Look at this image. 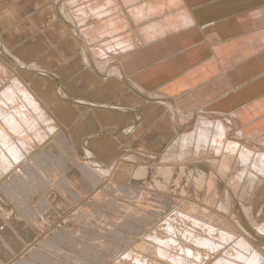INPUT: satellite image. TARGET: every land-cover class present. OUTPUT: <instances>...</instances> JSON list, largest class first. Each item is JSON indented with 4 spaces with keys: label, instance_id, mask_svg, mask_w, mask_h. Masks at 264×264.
I'll return each mask as SVG.
<instances>
[{
    "label": "rangeland",
    "instance_id": "1",
    "mask_svg": "<svg viewBox=\"0 0 264 264\" xmlns=\"http://www.w3.org/2000/svg\"><path fill=\"white\" fill-rule=\"evenodd\" d=\"M17 1L20 4V7L25 8V6L27 4V0H17ZM61 1L68 2L69 0H61ZM103 1H106V0H103ZM123 1L124 0H117L116 1L118 3L117 5L118 6L124 5L126 2L123 3ZM136 1H137L136 3L133 2V3H135L134 5H130L131 3H128L129 6H127L126 9H129L133 6H135V8H136L137 5H139L138 9L143 11L142 13H146V12L147 13H149V12L157 13L156 10L159 7L161 8V6H162L161 9L159 8L160 9L159 11H162V12H160V13L158 12L159 15L156 14L154 16H149L148 18H146V20L144 19L142 22H139L137 24V26L134 25L135 23L132 20V17H130L131 15H126V12L124 15H122V14L113 15L110 17L111 20L113 18V20H115V21L116 20L122 21L121 22L122 24L118 23V25H115L116 23H114L112 25V27L113 26L115 27V29H113L115 32H112L113 34H111V33H110L111 35L110 34H102L103 35L102 36L99 34L100 32L98 33V31L95 33L92 32V34L94 35V40L96 39L92 43V45H89L88 48L86 47V49H85L84 45L81 44L79 51H78V48H76L75 49L76 51L74 53L66 54L67 56H65V57H64L63 53L60 52V50L63 49L62 47H61V49L59 48L61 43L55 42L52 40L50 41L48 37H1V43L7 46L8 54L5 51L2 52V50L0 49V111L3 112L2 114L4 116L5 115L15 116V118L18 119V121L22 127L23 135H22V133H18L19 137H17L13 132L7 130V128L5 127L3 122L0 121V130H5L6 135L8 137V142L0 141V147H1L0 150L1 149L2 150H8V149L12 150V148H14V150H12V151H16V150L19 151V154H20V160L19 161H22L24 158H26L25 159V161H26L25 166L29 165V167H32L31 164L33 162L34 156L40 152L39 149L41 147H43L48 141H50V139L53 140V133L56 130H59L58 127L56 128V126H55V128L53 126L51 127V125L49 124V120L52 121V117L55 116V113L57 112V109L59 107L61 109L62 104H66V105H68L67 107H72L73 109H75V113H73V114H76V115L74 116V118L78 117V118H81L83 121L87 120L81 124V127L84 128L83 130L87 131L88 134L92 133L91 130H93L95 126H91L90 122H91V120L92 121L96 120V119L98 120L99 115H97L95 113V111L94 112L91 111V108L97 107V104H99L98 100L91 97V95H93V92L91 93V91H89V89H87V87H85V85H83V87L78 89V90L70 89L69 87H70V84H72V80H73L74 76H72L71 78H68V79H60L59 76L56 74V71H57V69L58 70L62 69L67 63L68 64L67 67H72L71 65L79 66L78 71L82 70V72L84 73L83 70L85 68L81 64L82 63L81 57L83 56V58H84L85 52H87L86 53L87 57H89V59H91V51L89 50V48L92 51H94V50H96V52L100 51V53H99L100 56H98V58H96V59H98V61H100L101 63L104 62L103 64L108 63V62H112L111 61L112 57L116 58V55L122 56L123 53L121 54L120 51H118V52L115 51L112 53H110L108 51L102 52L100 49V46L103 44L102 42L105 43L107 40L109 41L110 37H116L119 35H120V37H118V38L124 37V34L126 33V31L125 32L123 31V23L126 22V19H127L128 23L131 27L130 31L128 32V34H130L131 38H136L135 32L137 33V36H139V34L141 33V30L143 28H145L151 24L154 25V24L158 23L157 25H159V23L162 20H164L165 27H162L163 28L162 31L167 29L166 30L167 32H164V34H158L157 33L159 38H157L156 41H159V42L156 43L154 41L153 44L147 43V48H146L145 43L139 39L140 43H135V45H134L135 47L133 46V49L135 48V50H137V53L148 51L146 53V55L143 56V58H141V59H144L148 55L150 56L152 54V53H150L151 51H156L155 49L149 50L150 47L155 48L159 43H163V42L166 43L167 41H171L175 37L182 36L184 32H187L184 30H182L181 32H176V31L172 30L173 25L176 24L175 22H173V20H171L172 17L174 18V16H177V15L182 14V13H186V12H183L184 9H181L179 11H177L178 7H174V9H173V7H172L173 4L169 0L168 1H166V0H136ZM216 1L217 0H211L208 3H206L205 6H207V5L210 6V5L214 4ZM89 2L90 1L85 2V3H87L89 5ZM99 2H100V0L96 4L99 5ZM181 2H183L182 5L185 6L184 8H190V7H188V5L186 3L187 0H181ZM85 3H82V7H84V6L89 7ZM103 3L106 5V2H102V0H101L100 4L104 5ZM143 3L145 4L144 7H143ZM166 3L167 4L169 3V4L167 5ZM259 3L260 4H258L257 6H255L253 8L242 11L243 13H241V12H240V14L237 13L238 15L235 14L234 17H232L233 15L230 16V17H232V19L230 20V22H228L229 27L227 26L228 28H227L226 37H230V35L228 36V32L234 36L233 38H236V37H243L245 35L252 34V33H254L256 36L258 31L261 33V34L258 33V35L260 34V37H264V30H262V29H264V13L258 15V12H261V11H258V9L264 10V1H261ZM147 4L152 5L153 8H156V7H154L155 4H161V6L157 5V9H152V6L148 7ZM170 4H172V5H170ZM68 5H66V6L69 7ZM92 5H93V3H92ZM92 5H91V9L93 6H95V5H93V6ZM101 5L99 7H101ZM97 6H96V8H97ZM140 6L143 8H141ZM169 6H171L172 8H169ZM121 7L123 8V10H126L124 8L125 6L124 7L121 6ZM146 7H148V9ZM164 7H166V10ZM109 8H110V6L109 7L107 6V10H109ZM73 9H70L68 11V14L70 16H72V13L74 11ZM91 9H89L88 12ZM190 9L192 11H194L195 8H190ZM151 10H153V11H151ZM247 11H248L247 15L249 13H253V12H257V14H255V15L253 14V16H252L253 18L250 17L251 19L244 20L242 22V24H239L237 22L236 18H241V16ZM26 14L27 13H25V15H22V16L25 17ZM187 15L188 16L183 18L184 19L183 21L188 20L187 21L188 25L193 27L192 24H193V22H195L194 17H193V15H190V14H187ZM189 15H190V17H189ZM86 19L89 20L90 18H87V16H86V17H84L83 21H85ZM92 20L93 19H90V21H92ZM95 20L92 21L93 25H96L99 22H103V24H106V26H108L106 23V22H108V18L104 19L103 21H95ZM129 20H131V21H129ZM30 23L32 24V22H30ZM130 23H132V24H130ZM232 23H233V25H232ZM90 25L91 24H89V26ZM231 26H234V27L236 26L238 31L234 33L233 30L230 29ZM159 27L160 26H157L156 28L159 29ZM119 28H120V30H119ZM116 29H118L119 31L118 30L116 31ZM124 29H126V25H125ZM223 29L226 31L225 25L223 26ZM114 33H116V34H114ZM221 33H222V30H219L217 33V36L218 37L221 36ZM143 34L148 36L149 32L143 31L142 35ZM104 35H106V36H104ZM154 35H156V34H154ZM163 38H166V39L161 40ZM189 38L191 39V37H189ZM211 38H215V37H211ZM222 38H223L222 41L226 40V38H224V37H222ZM208 39H209L210 43H212V42H214V40H216V39H210V38H208ZM252 40H253L252 38L247 39V41H248L247 43L242 42L241 44L244 45V43H245L246 45L249 46V45H251L250 41H252ZM96 41H99V42L96 43ZM261 41L262 40L256 42L252 46L256 47V49H258V50L261 49V47L264 46V43L263 42L261 43ZM48 42H49V44H48ZM51 42H54V43L52 44ZM258 43H260V44H258ZM67 45H68V47H64V48L65 49H71L70 44L67 43L65 46H67ZM195 46L196 47L193 48V50H195V51H199L203 48V47L198 46V45H195ZM140 48H143V49L138 50ZM35 49H38V52H35ZM256 49H254V51H256ZM144 50H146V51H144ZM18 52H20L19 57L17 56ZM36 53H38L37 57L35 55ZM89 53H90V56H89ZM10 54L13 57H10L9 56ZM128 54H130V53H126L125 55L127 56ZM259 54H264V51H260ZM41 55H43V57H41ZM172 55L174 56L175 53ZM126 56H122V58H125ZM175 56H177V55H175ZM178 56H180V54ZM217 57H219V56H217ZM50 59L52 61L53 60L57 61L59 68L55 69L56 67H52L51 64L47 63V60L49 61ZM94 59H91V61H93V62H92V65L91 64L89 65L90 68H89V66L86 65L89 69L93 70V68L96 67L94 65L96 60H94ZM151 60L154 62L155 60H158V59L151 58ZM16 61H19V64H17ZM136 61H137V59L131 61V63L129 65L135 64ZM154 66H155V64L153 65L152 68H150V66H148V67H146V70H143L141 68V70L139 72L147 71V69L150 72H154L155 68H156V67L154 68ZM36 71L43 72V73H40V75L38 76L39 72H37L38 73L37 74ZM137 73H135V74H137ZM229 73H231V71L229 69L226 71L219 69L218 73L215 75L209 74L207 71L205 72V74H203V71H199V72H196L195 75H197V74L205 75L204 79L202 80L201 78L200 79L194 78L192 83H188L187 80L189 77H187V78L185 76L183 78L179 77L177 80H175L176 81L175 86L180 85L179 88L183 89V92L185 94L181 98V101H180L181 105H180V102H178V104L176 103L177 107L182 106L183 109H187V108H190L193 106H197V105H199L198 99H203L202 102H200V104L205 103V101H207V100H208L207 103L210 102L213 98L208 96L210 94L208 93L207 88L212 87L213 85L214 86L217 85V86H219V88H221L220 82H218V83H216V82L218 80H222V79L225 81V83L229 82L230 80L227 78V75ZM77 75H79V74H77ZM77 75H75V76H77ZM138 75H140V74L138 73ZM112 76L109 77L108 79L109 80L113 79ZM77 77H79V78H76V79L80 80V76H77ZM102 77L103 78L98 79V81L105 79V76H102ZM157 80H158V78H155V81H157ZM40 81L46 83L47 88H46L45 93L48 94L46 109L48 112L43 110V108L40 106V104H38V101H36V99L34 98V96L32 95V92H31V89H32V91L33 90L35 91V88H38L37 85ZM13 83H15V85H17V86L22 87L24 92L26 91L25 93H27V94H25L26 96H21L22 94H20V93H19L20 94L19 95L18 92H16V89L14 87H10L11 85H14ZM158 83H161V82H158ZM155 84H157V83H155ZM153 85L154 84H152V87H154ZM175 86H174V84H172L170 86H163L162 90L157 89V90L153 91L157 95V97L159 96V94H161V95L163 94L164 95L163 97L169 99V101L172 102L171 108H170V106H169L170 103L168 104L167 102L163 101V99H158L159 102L161 101L160 103L162 105L167 106L169 109H174L175 110L174 113L176 112V110L179 109V107L177 108L174 105L175 102H174L173 97L178 96L177 92H180L181 95L183 94L181 91H177V90H174L173 92L169 93L170 88L175 87ZM229 87H230L229 89H233L230 86V84H229ZM8 90H11V92L14 94H11V96L8 94H5V92L6 91L8 92ZM13 90H14V92H13ZM152 90L153 89H151V91ZM34 91H33V93L36 94L37 92L35 91L36 92L35 93ZM174 92H176V94H173ZM60 93H62V95H60ZM214 93H215V91H214ZM27 96H29L30 98L34 99L37 102L36 103L35 101H33L36 104V106H34L35 109L29 104L28 100L24 99V97L28 99ZM221 96H223V93L219 94V97H221ZM14 97H15V99H14ZM145 97H147V96H145ZM186 97H188L190 100L187 103H184V100ZM208 97L211 99L209 100ZM7 98H9V99H7ZM147 98H149V97H147ZM151 99L157 100L156 98H150V100ZM178 100H180V96H179ZM84 102H87V103H84ZM105 102H106V104H114V103H110L107 101H105ZM207 103H205L201 107H204ZM103 104H105V103H103ZM11 105H12V107H11ZM99 105L102 106V103ZM82 107H86L87 109H84ZM2 108H3V111H2ZM38 109H40V110H38ZM96 109H102V108L99 107ZM30 111H33V112H30ZM6 112L7 113L9 112V113L7 114ZM185 112H187V111H184V113ZM188 112H190V111H188ZM91 113H94L95 115L91 116ZM182 114H183V112H182ZM182 114L179 112V115H182ZM0 115H1V113H0ZM196 115H197V113H195V116L192 119L190 118L188 121H184L183 124L179 123L178 118L176 119V122H174L175 124L174 123L173 124H174V127H176V126L178 127V133H177L178 136L186 134V132L188 133L189 131H192L196 126L195 125L196 121H198V120L205 121L207 119H211V118H209V116H211V115H209L208 111L207 112L202 111L201 114L197 115L198 117H196ZM41 116H42V118H41ZM183 116H185V115H183ZM220 117H224V116L220 115ZM203 118H205V119H203ZM208 121H210V120H208ZM73 122H74V120H73ZM112 122H111V124H107V122H105L107 124V126L105 125V126L96 128V131H94V132H96L95 134H100V133L105 134L108 132L107 130H109V132L112 130L122 132L126 127L125 125L124 126L120 125L119 128H114L115 123H112ZM76 123L69 122L68 125H72L69 130L75 129L73 126H75ZM192 126H194V127H192ZM96 127H97V125H96ZM238 131H239V129H238ZM252 132L253 131L251 129L250 131H248V134H251ZM55 134H56V132H55ZM9 136H11V137H9ZM39 137H41V138L43 137V138L41 140H39ZM176 138H178V137H175V139ZM26 139H28V140L26 141ZM175 139L173 138L172 141H174ZM22 141L24 143H22ZM38 141H41V142H38ZM45 141H47V142L44 145L40 146ZM172 141L170 139L167 140V142L164 144L163 149H162L163 153L160 154V157L165 155V154H168L170 157H172V159L174 158L175 160H172V162H170L171 164L169 162L165 161L163 163L159 162L158 164L160 166L159 165L158 166H155V165L149 166L152 170V171H150V172H152V174L149 175V178L147 179L146 183H144V185L122 188L124 190L119 189L120 190L119 192H126L127 194L131 193L134 195H138V194L142 193L144 195L146 194V195H151V196L161 195L162 197L166 198V200H167V202H163V204L161 206L162 207V209H161L162 214H158V213L154 214L150 211H146V210L144 211V210H142V207L140 205L136 206L135 203H132V202H115L114 207H113V203L107 204V203L100 202V204H99L100 209L104 208V209H108V210L110 209L109 211H112L113 209H118L119 207L117 204H120V205L126 206L127 208H130L131 210L139 211L142 216H138V217L133 216V217L125 218V219H122V218L103 219L101 217V218H98L97 221H96V219H93V221L95 223L98 222V225H99L98 226L99 230L97 231V232H99L97 241L92 243V240L89 239L90 234L85 232L84 234L81 235L82 240L79 239L75 242H73V240L68 241L66 243L67 246H65V248L62 250L57 249V248H63L62 246L59 247L58 244H55L56 247L54 249L50 250V252H49V254H50V263L49 264H135V263L136 264H138V263L139 264H144V263L145 264H166L167 261L164 260V262H161L157 258V256L155 255V250H157V249L162 250L163 247H166L164 249L168 250L169 252L173 251L172 254L174 253V254L178 255V257H180V259L183 260L182 257L185 256L187 253V250H184V249L185 248L186 249H188V248L192 249L193 248L191 246H187L185 243L186 240L189 238L191 239L192 236L198 237V239L203 238L200 241L212 239L211 241L220 243L217 250H218V252H221L226 246L229 245L228 243H226V244L221 243L219 241V235H217V233H215L216 235L214 234L211 236V234H210V236H209V233L202 231V229L194 228L192 226V224L190 222H187V220L185 218H190L189 220L195 221L198 224L201 223L200 224L201 226L206 225V226H211L213 228L218 227L221 229H224L223 226H228L230 228L228 230L233 231L230 234V235H232V239L229 242V243H232L233 240L236 238V236L239 237V235L241 236V234H242L237 229V227L233 223H231V220H233L235 222V224L236 223L239 224L238 212L235 210L236 211L235 212L236 214H235L233 211L234 210L233 205H236L238 203H240V205L242 204L241 206L238 204L240 209H241L240 213L244 216L246 223L248 224V227H250L255 232V234L262 236V234H260L258 232L257 227L261 228L262 225L264 226V182H261L260 186L259 187L257 186V189L256 188L253 189L252 191L254 193L252 192L249 196L247 191L249 190L248 187H250L251 185L248 183V181L244 180L242 183H239V182H237V180H234L235 176H236L234 174H236V172H240L241 171L240 169H242V168H236L235 169V167L232 166L231 168H229L231 170H229L227 172L229 174L227 175V177L224 180V178L222 179L219 176L217 168L214 167L217 165L216 162L219 160L213 159V161L217 160L215 162L216 165H214V164L209 165V163L212 161V158L208 157L209 153L205 152L206 150L205 151L200 150L199 153L197 154L194 152L193 148H189L190 150L188 149L187 151L186 150L184 151V153L186 152L184 154L185 159L182 162L178 161V160L176 161V156L178 157V155L180 154L179 153L180 149H176V147H173V148H175V150H174L172 148V143H173ZM262 142H264V140L261 141L260 144H262ZM249 143L254 144V142H249ZM22 144L23 145L26 144V145H24V148H23ZM7 147H9V148H7ZM37 147H39V148H37ZM245 149H247L246 146H245ZM248 149L250 150V148H248ZM30 150H31V153L29 154V156H27L26 153L29 152ZM170 151H172L174 153L172 154V152L170 153ZM177 151H178V154H177ZM9 152L10 151H8V153ZM206 153H207V155H206ZM5 156L10 158L9 154H7V153H5ZM79 159L82 160L83 163H90V161L85 157L84 153H83V155H81V157ZM233 163L231 165H233ZM90 165L92 166L91 169L95 173H96V170L98 168H100V167H98V165H94L93 163H91ZM211 165H213V166H211ZM164 166L166 168H167V166H168V168L169 167L172 168L171 169L172 170L171 175H170L172 177H170V179L166 182V184L164 185V187L162 189H160L161 187H157V188L152 187L151 186L152 182H150V181H152L153 179L151 177H156V173H155L156 169L162 168ZM199 168H200V170H199ZM179 169H180V171L182 169L185 172V174H186L185 177L179 175L180 174ZM234 170H236V171H234ZM110 171H112V170H110ZM175 171H176V173H175ZM247 171L250 172L249 170H247ZM202 172L204 173L206 180L209 178L213 182V190L212 191L216 190V205H218V203H221V202L224 203V201H225L224 197L225 198L228 197V199H227L228 204H229V206L227 208L228 216H223L221 214L219 215V217L216 216V215H218L217 212L213 211V209H215V207H216L215 202L210 204V207L208 209V211L212 212L210 214L211 219L210 218H204V216L201 215L204 213L203 209H207L206 205H205V208L203 206V203H204L203 199L207 196V191L210 188L208 189V184L205 182L202 190L198 193V196L196 197L195 196L196 190H195L194 185H193L194 184L193 179L197 178L198 175L201 174ZM188 174H190V175H188ZM96 175H97V173H96ZM10 176H11V174L8 175L7 177H4L1 180L2 182L0 181V184L2 186L5 183L11 185V181H9ZM187 176H190V177L188 178ZM98 177H100V176L98 175ZM158 178H160V177H158ZM158 178H157V180L159 181ZM176 180L179 182V185H178L179 188H176V185H175ZM23 181L25 182V180H23ZM160 181L162 182L161 178H160ZM237 185H238V187H235ZM113 186L114 185H109V186L100 185L99 190H98V193H101L100 198L103 197L105 200L108 199V197H107L109 195L108 193H111V191L108 192V188L111 189ZM116 188H118V187H116ZM233 188H235V189H233ZM89 190H90V187L88 186V191ZM226 190H227V196H226ZM24 193H26V192H24ZM115 193H118L117 189L115 190ZM181 193H183V194L181 195ZM231 193H232V195H231ZM234 194H235V196H234ZM233 196H234V198H233ZM237 197H238V199H237ZM167 198L168 199H174V201H176V204H173L174 201L169 202V200ZM109 199H111V197H109ZM89 202H91V200L85 199L83 201V207H85V205ZM182 202L183 203L187 202L188 204H190V210L188 209V207H186V209H184V210L181 209V207L183 205ZM172 204H173V206H172ZM177 206L180 207L181 211L180 210L176 211ZM246 207H248V208H246ZM191 208H193L194 211L191 210ZM71 209L74 210L75 208H71ZM112 212L117 213L116 211H112ZM171 212H173L174 215H176V216L179 215L183 220L178 217L179 219L176 218L175 220L173 219V221L170 222V220H172L171 218L175 217L173 215V213H171ZM67 214H68L66 217L67 219H65V221H66V223L70 224L71 221H73V219H71L69 217V216H71V213H67ZM202 216L204 218L203 221H201ZM250 216H252V217H250ZM163 217H164V219H163ZM219 218H221V219H219ZM86 219L87 218H84L83 221H85ZM218 219L220 221L219 223L214 222V220H218ZM119 220H124V222H126V225H123V224L119 225V226L116 225V223L119 222ZM185 220H186V222H185ZM72 224H74V223H72ZM220 224L223 226H221ZM88 225L89 224H87L86 226H85V224H84V226L81 225V227L83 229L82 231H88L89 230V228L87 227ZM70 227L75 228L77 231L79 230L78 226L77 227L76 226H70ZM68 229H69V227H68ZM255 229H256V231H255ZM203 230H205V229H203ZM245 232H247V231L245 230ZM183 233H185V235ZM105 235L109 236V239H108L109 243L108 244L112 246V248H110V249H102L100 247L101 244L100 245L98 244V243H101L102 241H104L103 236H105ZM157 236H158V239H161L162 242H165V243H163V246H162V243H160V241H156V242L152 241V237L154 238ZM74 237H75L74 233H72V232L67 233V240L73 239ZM96 237H95V235H93V238L96 239ZM145 238H147V239H145ZM250 238L247 239V241L249 242L250 245H252L251 247L253 248V250H257L258 252H260V255L264 256V244L254 240L252 237H250ZM164 239H166V240H164ZM172 242L175 243V245L177 246V248L180 251L176 247H175L176 249L170 247V245L173 244ZM90 243H92V244H90ZM74 244H77V245H74ZM138 244L140 246H138ZM95 248H97V249H95ZM200 251H202V250L199 249V252ZM126 254L130 255L131 258L130 259L125 258L127 261L126 260L122 261ZM135 258H137V259L135 260ZM141 258L143 259V261ZM36 260L38 262L44 261V259H42V258H36ZM140 261H142V263H140ZM146 261H147V263H146ZM168 263L171 264L170 262H168ZM189 263H190V261L186 260V262L184 264H189Z\"/></svg>",
    "mask_w": 264,
    "mask_h": 264
},
{
    "label": "crops",
    "instance_id": "2",
    "mask_svg": "<svg viewBox=\"0 0 264 264\" xmlns=\"http://www.w3.org/2000/svg\"><path fill=\"white\" fill-rule=\"evenodd\" d=\"M62 2L61 0H27L24 8L20 7L17 0H0V49L2 52L5 51L8 54L7 46L1 43V37H48L50 41L61 43L59 48H63L60 52L63 53L64 57L67 56L66 54L74 53L76 48L79 51L81 45L77 38L79 36L72 32V27L75 25L67 21L64 11H62L63 5L66 6L67 2ZM58 5L61 6V10ZM25 13H27L26 16H22ZM258 33L260 32L258 31ZM258 33L256 36L252 33L235 39L244 41L252 38L250 45L252 47L256 42L264 39V37H260L261 33L259 35ZM208 38L217 40L220 37ZM67 43L70 44L71 49L64 48L68 47V45L65 46ZM227 45L226 47H228ZM239 48L242 49L238 52L243 50L245 46L240 44ZM35 52H38V49H35ZM223 54H232L230 48L223 51ZM35 55L37 57L38 53ZM9 56L13 57L11 54ZM17 56H20V52ZM16 63L19 64V61ZM47 63L56 67L55 69L59 68L57 61L50 59L47 60ZM81 64L85 68L84 73L82 70L78 71L79 66L67 67L68 64L66 63L62 69H57L56 74L60 79H68L74 76L70 89L78 90L85 85L91 93L93 92L91 97L105 106L102 107L97 104V107L91 108V111H95L99 118L98 120H91V126L95 127L91 130L92 133L88 134L81 127V124L87 120L74 118L75 109L62 104L61 109L59 107L57 112H54L55 116L52 117L56 128L58 127L59 130H56L53 140L50 139L47 143L45 142L46 144L40 145L45 144L39 149L40 152L34 156L32 167L24 166L26 164L24 161L20 165V173H7L8 175L11 174L9 177L11 185L5 183L2 186L0 184V264H49V252L56 247L55 244H58L59 247L62 246L63 248H57L62 250L67 246L68 241L82 240L81 235L85 232L90 234L89 239L92 240V243L97 241L99 225L93 219L97 221L101 217L103 219H125L142 216L139 211L131 210L120 204H117L118 209L112 210L117 213L109 211L110 209H100V202L113 203V207L115 202H132L136 206L140 205L142 210L146 207L150 208L148 211L154 214H162L161 206L163 202H167L165 198H154L150 195L148 200H145L141 193L134 195L119 191L126 187L144 185L149 175L152 174L149 166H158L159 162L163 163V159L170 157L168 154L160 157V154L163 153L162 149L167 140H172L173 135L178 133L177 126L174 127L173 118L175 119V116H172L167 106L160 103L161 101L150 100L151 97H145L146 93L131 81L126 79L129 83L126 85L121 80L116 81L114 77L112 83L100 84L94 68L92 70L89 69L90 66L88 68L83 63ZM123 64L126 68V58ZM241 65L243 66L244 63ZM254 67L250 69L251 71L246 70L248 65L242 67L239 78L241 80L246 79L244 77L250 72L260 71L262 74L263 68L259 64H254ZM40 73L43 72L37 73L38 76ZM75 75L80 76V80L76 79L79 77ZM257 78H254V81ZM174 80L168 83L175 86L176 81ZM254 81L252 82L254 83ZM151 83L153 84L152 81L148 80L142 82V84L147 85H151ZM168 83L164 86L169 85ZM226 84L225 82L222 83V89L226 88ZM160 85L161 83L154 84L152 91L161 88ZM37 87L35 88L37 93L33 90L36 94L31 89L32 95L43 110L48 112L46 109L48 100V94L45 93L46 83L40 81ZM179 87L180 85L171 87L169 93L178 90ZM263 96L262 94L260 98L262 99ZM105 101L114 104H106ZM99 107L102 109H96ZM82 108L87 109L86 107ZM92 115L95 114L91 113ZM69 122H77L73 126L75 129L69 130L72 126L68 125ZM105 122L107 124L115 123L114 128H119L120 125L126 127L122 132L116 130L109 132L107 130L108 132L105 134H95L96 128L107 126ZM256 132L259 131L256 130ZM83 153L90 163H83L79 159ZM91 163L108 171L113 169L111 178L106 180L97 172L96 175L91 169ZM138 170L149 171V174L146 173L145 177L134 175L135 171ZM7 174L3 175L0 181L7 177ZM151 178L157 180L156 177ZM100 185H114L111 189L108 188V192L111 191V193H108L106 200L103 197L100 198L101 193H98ZM88 186L90 187L89 191ZM116 189L118 193H115ZM85 199L91 200V202L83 207ZM168 200L169 202L174 201ZM173 204H176V201ZM67 213H71L69 217L73 219L70 224L65 221ZM84 218L87 219L83 221ZM84 224L85 226L89 224L87 226L88 231H82L81 225L84 226ZM122 224L126 225V222L119 220L116 223L118 226ZM70 226H78L79 230L77 231ZM69 232L74 233L75 237L67 240V233ZM93 235L97 236L96 239L93 238ZM108 239L109 236L105 235L103 236L104 241L98 243L101 244L102 249L112 248L108 244ZM36 258H42L44 261L38 262Z\"/></svg>",
    "mask_w": 264,
    "mask_h": 264
},
{
    "label": "bare ground",
    "instance_id": "3",
    "mask_svg": "<svg viewBox=\"0 0 264 264\" xmlns=\"http://www.w3.org/2000/svg\"><path fill=\"white\" fill-rule=\"evenodd\" d=\"M88 1H90L89 5L87 3H85ZM98 1L97 0H87V1L86 0H80V1L79 0H73V1L70 0L67 2L69 4V5L67 4L69 7L62 4L63 5L62 11H64L63 13H64L67 21L72 22L76 27V28L72 27V32L76 33L79 36L77 38L79 39L81 44L84 45L85 49H86V47L88 48L89 45H92V43L96 40V39L94 40V35L92 34V32L95 33L98 31V33L100 32L99 33L100 35L110 34V33L113 34L112 32H115L113 30V29H115V27L114 26L112 27V25L114 23H116L115 25H118V23L122 24L121 23L122 21H120V20L115 21L112 18V20H113L112 21L110 19V17L113 15H118V14L124 15L126 12V15H131L130 17H132V20L135 23L134 25L137 26V24L139 22H142L144 19L146 20V18H148L149 16H154L156 14L159 15V13L162 12V11H159L162 8L161 4H155L154 7H156V8H153L152 5L147 4L148 7L152 6V9H157V5H160L161 8L159 7L160 9L158 8L156 10L157 13H151V12L142 13L143 11L138 9L139 5H137L136 8H135V6H133L129 9H126V7L129 6L128 3H131L130 5H134L137 2L136 0H124L123 3H125V2L126 3L124 5H121V6H123V7L125 6L124 8L126 10H123V8L121 6L117 5L118 4L116 2L117 0H106V1L102 0V2H106V5L104 3H103L104 5H101L100 4L101 0L99 2V5L96 4V3H98ZM166 1H168V0H166ZM169 1L172 2L173 5L172 4H170V5H172L173 9H174V7H178L177 11L184 9L183 12H186V13H182V14H179L177 16H174V18L172 17L171 20H173V22L176 23L173 25L172 30L176 31V32H181L182 30H184L187 32H184L182 36L175 37L174 39H172L171 41H167L166 43H164V42L159 43L155 48L150 47L149 50L155 49L156 51H151L150 53H152V54L150 56L148 55L144 59H141V58H143V56L146 55V53L148 51L144 50L146 52H141V53L138 52L137 53V50H135V48L133 49V46L135 45V43H140V40H142V42L145 43L146 48H147V43L153 44L154 41L156 43L159 42V41H156V39L159 38L157 33L158 34H164V32H167L166 31L167 29L162 31L163 30L162 27H165L164 20H162L159 23V25H157L158 23L154 24V25L151 24V25L143 28L141 30V33L139 34V36H137V33L135 32L136 38H131L130 34H128L131 27H130L127 19L123 16L126 19V22L124 21L125 23H123V31L124 32L126 31L125 34L126 35L128 34V35L126 36L124 34V37H121V38H118V37H120V35L116 36V37H110V40L109 41L107 40L108 42L107 41L105 43L102 42L103 44L100 46V49L102 52L108 51L110 53L115 52V51L116 52L120 51L121 54L123 53L122 56H126L125 55L126 53H130L125 57L126 58V68L123 64V61L125 58H122V56L116 55V58L112 57V59H111L112 62H108V63L103 64L104 62L101 63L100 61H98V59H96V58H98V56H100V54H99L100 51H97V52H96V50L92 51L89 48V50L91 51V59L95 58L94 60H96L94 63V65L96 66V67L94 66L95 67L94 72H95L96 76L99 77V79L103 78L102 76H105V79H102L101 81H99L100 84H106L107 82L112 83L113 80L116 79V81L121 80L126 85H129V83L126 81V79L129 81L132 80L131 82L133 84H135L139 89L144 91V93H146V96L151 97V98H156L157 101H158V99L162 98L163 101L167 102L168 104L170 103L169 106L171 108L172 102H170L169 99L163 97L164 96L163 94L162 95L159 94V96L157 97V96H155L156 94L153 91H151V89L154 88V87H152V83H151V85H147V84H142V82L146 81V80L152 81L153 84H155L156 82L157 83L161 82V85L162 84L163 85L162 86L160 85L161 88H158V89L162 90L163 86L166 83L172 82V80H174V79L177 80L179 77H181V78H183L184 76L186 78L189 77L187 81H188V83H192L194 78L195 79L201 78L203 80L205 77V75H199V74L195 75L196 72L203 71V74H205V72L207 71L209 74L215 75L218 73L219 69H222L224 71L229 69L231 71V73H229L227 75V78L230 81L227 82V84L225 83L227 85L225 88L226 93L223 95L225 100H223L224 98H222V96L218 97L214 100H211L208 103H207V101H208L207 100V101H205V103H207V104L204 107H201L205 103L200 104V102H202L203 99H198L199 105L193 106V107H190L187 109H183L182 106H180V107L178 106L179 109L176 110L175 113H174V111H175L174 109H169L167 107V109L172 113V116L173 115L176 116L175 119L173 118L174 122H176V119L178 118L180 124L181 123L183 124L184 121H188L190 118L192 119L195 116V113H197V115H199V114H201L202 111L207 112L209 110L208 113H209V115H211V116H209V118H211V119H207L205 121H203V120L196 121L195 122L196 126L192 131H189L188 133L186 132V134H183L181 136L174 134L172 139L173 138L175 139V137H178V138H176L174 141L171 140L173 142L172 148L176 147V149H180L181 152L178 150L180 154L178 155V157L176 156V161L178 160L181 162L185 159L184 154L186 152L184 153V151L185 150L187 151L189 148H193L194 152L197 154L199 153L200 150H203V151L206 150L205 152L209 153L208 157L212 158V161L211 162L209 161L210 162L209 165L210 164L216 165L215 162L217 160H219L216 162L217 165L214 167L217 168L219 176L222 179L224 178V180L227 177V175L229 174L227 172L229 170H231L229 168H231L232 166L235 167V169L236 168H242V169H240L241 170L240 172H236V174H234V175H236L234 180H237V182H239V183H242L244 180L248 181V183L251 186L248 187L249 190L247 191V193L250 196V194L253 192L252 190L255 188L257 189V186L259 187L261 182H264V142H262V144H260L261 141L264 140V96L262 99L260 98V96L262 94H264V91L257 88V87H263V89H264V54H259L260 51H264V46H262L261 49L258 50V49H256V47H254V46L251 47L250 45L248 46L244 43L243 46H245V48L238 52V50L242 49V48H239L240 44L242 42L247 43L248 41L247 40L241 41L239 39L237 40V39L233 38L234 36L231 35L229 32H228V36L230 35V38H228V39L226 38L225 41L215 40L214 42L211 41L212 43H210L208 37H218L217 33L219 30H222L221 36H219V37H224V38L226 37L227 28L229 27L228 23L224 22L226 20L223 19L222 23H221V21L220 22L217 21V22H213V23L204 24L202 26H198V25H196L195 22H193V24H192L193 27H192V26L188 25V23H187L188 20L183 21L184 20L183 18L188 16L187 14L193 15L192 14L193 11L190 8H184L185 6L182 5L183 2H181V0H169ZM133 2H135V3H133ZM82 3L87 4L90 8L86 7V6L82 7ZM92 3L95 6H93ZM91 5L93 6L92 9H91ZM100 5H101V7H99ZM144 5L145 4L143 3V7H144ZM58 6L60 7V10H61V6L60 5H58ZM72 6H74L73 7L74 9L72 8ZM96 6H97V8H96ZM107 6L108 7L110 6L109 10H107ZM143 7H141V8H143ZM148 7H146V8L148 9ZM166 7H164L165 10H166ZM172 7L169 6V8H172ZM70 9L74 10V11L72 10L73 11L72 16H70L68 14V11ZM89 9H91V10L88 12ZM151 11H153V10H151ZM248 11L245 12L241 16V18H236L237 22L239 24H242V22L244 20L251 19L250 17H252L253 14L254 15L257 14V12H253V13H249L247 15ZM258 11H261V12H258V15L264 13V10H262V9H258ZM241 13H243V12L241 11ZM239 14H240V12H239ZM190 15H189V17H190ZM86 16H87V18H90L93 20L96 19L95 21H103L104 19L108 18V22H106L108 26H106V24H103V22H99L96 25H93L92 24L93 20L90 21V19L89 20L86 19L85 21H83L84 17H86ZM232 17H234V15ZM129 21H131V20H129ZM76 24H77V26H76ZM89 24H91V25L89 26ZM130 24H132V23H130ZM125 25H126V29H124ZM224 25L226 28V33H223V31L225 32V30L223 29ZM232 25H233V23H232ZM157 26H160L159 29L156 28ZM230 29H232L234 33L238 31L236 26L235 27L231 26ZM117 30L118 29H116V31ZM119 30H120V28H119ZM143 31H146V32L151 31V32H149L148 36H146L145 34L142 35ZM197 33L200 35V37H195ZM114 34H116V33H114ZM154 34H156V35H154ZM104 36H106V35H104ZM189 37H191V39ZM164 39H166V38H163L161 40H164ZM198 40H200V41H198ZM194 41H198V42L195 43L192 47L190 46L191 48L186 47L185 49L178 51L177 53H175V55H177V56L168 55L165 57H161L160 59L155 60L154 62L151 60V57L155 56L156 55L155 53H160L162 51V49H164L163 46L169 42L172 44H179V46L182 47V45H185L186 43H189V42L193 43ZM97 42H99V41H96V43ZM250 42H252V41H250ZM261 42L264 43V39H262ZM227 43H229V44L227 45ZM195 45L201 46L203 48L199 51H195V50H193V48L196 47ZM226 45L228 47H226ZM227 48H230L232 54H230V55L223 54V51H225ZM141 49H143V48H140L138 50H141ZM189 49H191V50H189ZM254 49H256V51H254ZM86 53L87 52H85L84 58H83V56L81 57L82 63L85 66L86 65L89 66L90 64L92 65L93 61H91V59H89V57H87ZM179 54H180V56H178ZM216 55L219 57H217ZM89 56H90V53H89ZM253 56H255V57H253ZM257 56H258V58H257ZM193 58L196 59L195 60L196 63L191 64V60H193ZM135 59H137L136 63L129 65L131 63V61H133ZM242 63H244L243 66L241 65ZM154 64H155L154 68L156 67L154 72H150V71H148V69H147V71L139 72L141 70V68L143 70H146V67L150 66V68H152ZM254 64H259L263 68L262 74L255 81L253 78V79L249 80L248 82L239 85L240 84L239 82L241 81V79L239 78V76H241L240 75L241 74L240 69L242 67H245L246 65H248V69H246V70L251 71L250 69L252 67H254ZM169 66H172V67H169ZM176 70H177V72H175ZM136 71L140 75H138V73ZM96 72H98V73H96ZM135 73H137V74H135ZM111 76H112V78H114V77L115 78L109 80L108 78ZM155 78H158V80L155 81ZM238 79H239V81H238ZM252 81H254V84H251ZM218 82H220V86H222V83H224L225 81L222 79V80H218L216 83H218ZM13 84L14 85H11L10 87H14L16 89V92H18V94L19 93L22 94L21 96H26L25 94H27V93H25L26 91L24 92L22 87L15 85V83H13ZM229 84L233 89H229L230 88ZM258 84H260V85L258 86ZM170 85H172V83H170L167 86H170ZM213 86L207 88L208 93H210L213 89L218 91L219 86H217V85H215L214 87ZM252 86L257 88L255 90V92H253L250 96L253 98H250V97H249V99L233 98V97H236L237 95L241 94L243 91H244V93L246 91H250L252 89ZM221 89H222V87H221ZM221 89H220V91H221ZM214 90H213V92H214ZM177 91H181L183 94L181 95L180 92H177L178 96L173 97L174 102H175L174 105L176 107H177L178 102L181 101V98L185 94L183 92V89L179 88ZM13 92H14V90H13ZM5 94H8L11 96V94H14V93H12L11 90H8V92L6 91ZM173 94H176V92H174ZM179 96H180V100H178ZM27 97H28V99L25 97H24V99L28 100L29 104L35 109L34 106H36V104H35L36 101L34 99L30 98L29 96H27ZM9 98H7V99H9ZM231 98H233V99H231ZM14 99H15V97H14ZM210 99L211 98H209V100ZM151 100H153V99H151ZM189 100L190 99L188 97H186L184 100V103H187ZM231 100H233V102H231ZM33 101H35V102H33ZM223 103H224V105H223ZM220 104L223 105V108H221V110L216 109ZM180 105H181V102H180ZM104 106H102V107H104ZM11 107H12V105H11ZM38 110H40V109H38ZM2 111H3V108H2ZM184 111H187V112L184 113ZM188 111H190V112H188ZM30 112H33V111H30ZM179 112L181 114L183 112V114L179 115ZM0 113H1L0 121L3 122V124L5 125L7 130L13 132L17 137H19L18 133H22V127H21V124L19 123L18 119H16L15 116H8V115L4 116L2 114L3 112H1V111H0ZM183 115H185V116H183ZM197 115H196V117H198ZM220 115H223L224 117H220ZM41 118H42V116H41ZM203 119H205V118H203ZM208 120H210V121H208ZM49 124L51 125V127L53 126L54 128L56 126L53 120L52 121L49 120ZM192 127H194V126H192ZM176 128L178 129V127H176ZM238 129H239V131H238ZM251 129H253V132L251 134H248V131H250ZM256 130H258L259 132H256ZM55 132H57V131H55ZM55 132L53 133V135L55 134ZM22 135H23V133H22ZM9 137H11V136H9ZM42 138L39 137V140H41ZM27 140L28 139H26V141ZM0 141L8 142V137L6 135L5 130H0ZM23 141H22V143H24ZM38 142H41V141H38ZM45 142H47V141H45ZM249 142H254V144H250ZM24 145H26V144H24ZM24 145H23V148H24ZM245 146L247 147V149H245ZM7 148H9V147H7ZM248 148H250V150ZM173 149L175 150V148H173ZM12 150H14V148H12ZM12 150H10V149H8V150H2L1 149L0 150V154H1L0 155V178L3 177V175L7 174L8 172L9 173H20V171H21L20 165L22 164V162L25 161L26 158H24L22 161H19L20 160L19 151H17V150L12 151ZM8 151H10V152L8 153ZM172 151H170V153ZM178 151H177V154H178ZM5 153L9 154L10 158L5 156ZM30 153H31V150L29 152H27L26 155L29 156ZM173 153L174 152H172V154ZM207 153H206V155H207ZM213 159H217V160L213 161ZM172 160H175V159L174 158L172 159V157L163 159L164 162L166 161L169 163L172 162ZM232 163H233V165H231ZM211 166H213V165H211ZM171 169L172 168H170V167L168 168V166H167V168L164 166L162 168L157 169L155 172L156 178L160 177L162 179V182L160 181V178H158L159 181L154 178L151 181L152 182L151 186L155 187V188L161 187L160 189H162L164 187V185L166 184V182L170 179V177H172V176H170L171 171H172ZM199 170H200V168H199ZM247 170H249L250 172H248ZM112 171H113V169H112ZM112 171L104 170L102 168H98L96 170V172L99 173L106 180H108L109 177L112 175ZM179 171H180V169H179ZM234 171H236V170H234ZM146 173L148 175L149 171L138 170V171H135L134 175L145 177ZM175 173H176V171H175ZM179 173H180L179 174L180 176H184V177L186 176L185 172L182 169ZM188 175H190V174H188ZM187 177L189 178L190 176H187ZM193 182H194V184H193L194 188L196 190V194H195L196 197L198 196V193L202 190L205 182L208 184V189L210 188L207 191V196L203 199V202H204L203 206L205 208V205H206L207 209H203V212H204L203 214L200 213L201 215L204 216V218H210V214L212 212L208 211V209L210 207V204H212L214 202H215L216 207H215V209H213V211L217 212L218 215H216V216L219 217L220 214L223 216H228V210H227V208L229 206L228 201H227L228 197H226V198L224 197V200H225L224 203L221 202V203H218V205H216V190L212 191L213 190V182L209 178L206 180L203 172L201 174H199L197 178L193 179ZM175 185H176V188H179L178 187L179 182L177 180H176ZM235 187H238V185ZM233 189H235V188H233ZM232 193H231V195H232ZM182 194L183 193H181V195ZM141 195H142L143 199H145V200H148V197L150 196V195H146V194L144 195L142 193H141ZM226 196H227V190H226ZM234 196H235V194H234ZM234 196H233V198H234ZM154 198H164V197H162L161 195H158V196L155 195ZM237 199H238V197H237ZM171 200H174V199H171ZM238 204L240 205V203H238ZM238 204L233 205L234 213L236 211L240 213L241 209H240ZM186 207H188V209L190 210V204H188L187 202H184L181 209L184 210V209H186ZM246 208H248V207H246ZM143 210L148 211V210H150V208L146 207V208H143ZM179 210H180V207L177 206L176 211H179ZM191 210H193V208H191ZM171 213H173V212H171ZM173 215H174V213H173ZM174 216L175 217L171 218L172 220L169 219L170 222L173 221V219L175 220L178 217L180 219H182L179 215H177V216L174 215ZM203 216L201 217V221L204 220ZM250 217H252V216H250ZM163 219H164V217H163ZM185 219L187 220V222H190L194 228L202 229V231L209 233V236H210V234L212 236L215 233H217V235H219V241L221 243H225V244L228 243L229 245L226 246L221 252H218L217 249H218V246L220 245V243L213 242V241H211L212 239L200 241L203 238L198 239V237L192 236V238L187 239L185 243L187 246H191L193 248L192 249L191 248H188V249L185 248L184 249V250H187V253L185 256L182 257L183 260H181L180 257H178V255H176L174 253L172 254L173 251L169 252L168 250L164 249L166 247H163L162 250L161 249L155 250V255L157 256V258L161 262H164V260H165V261H167V263L170 262L171 264H184L186 262V260H188V261H190L189 264H264V256L260 255V252H258L257 250H253V248L251 247L252 245H250L249 242L247 241V239H249L251 236H250V234L245 232V230H244L245 228L241 225V222L239 221V217H238L239 224H237V223L235 224V222L230 219L231 223H233L237 227V229L242 233L241 236L240 235H239V237L236 236V238L233 240L232 243H229V242L232 239V235H230V234L233 231L228 230V229H230L228 226H223V225H221L222 224L221 223L220 225L223 226L224 229H221L218 227L213 228L211 226H206V225L202 224L204 226L203 227L200 225L201 223L198 224L195 221L189 220L190 218H185ZM219 219H221V218H219ZM219 219L214 220V222L219 223L220 222ZM186 220H185V222H186ZM203 229H205V230H203ZM257 229H258V232L260 234H262V236L264 237V226L262 225L261 228L257 227ZM255 231H256V229H255ZM183 234L185 235V233H183ZM145 239H147V238H145ZM164 240H166V239H164ZM152 241L153 242L154 241L155 242L160 241V243H162V246H163V243H165V242H162L161 239H158V236L154 237V238L152 237ZM139 244H138V246H140ZM170 247L171 248H175V247L177 248L175 243L171 244ZM199 249L202 251L199 252ZM128 254H126L124 256V259L122 261H125L126 260L125 258H129V259L131 258V256ZM136 259L137 258H135V260ZM142 261H143V259H142ZM142 261H140V263H142ZM146 263H147V261H146Z\"/></svg>",
    "mask_w": 264,
    "mask_h": 264
},
{
    "label": "water",
    "instance_id": "4",
    "mask_svg": "<svg viewBox=\"0 0 264 264\" xmlns=\"http://www.w3.org/2000/svg\"><path fill=\"white\" fill-rule=\"evenodd\" d=\"M209 1H211V0H187V2H186L188 7L195 8L192 14L194 17V21H195L196 25H198V26H202L204 24L213 23V22H217V21H219V22L221 21V23H222L223 19L226 20L224 22L228 23L232 19V17H230V16L235 15L241 11L250 9L252 7H255L258 4H260L259 2L264 1V0H217L214 4H212L210 6H208V5L205 6L206 3H208ZM195 37H200V35L197 33ZM225 38L228 39L230 37H225ZM217 40L222 41L223 38L220 37ZM198 41H200V40H198ZM198 41H194L193 43H191V42L186 43L185 45H182V47L179 46V44H172L169 42L163 46L164 49H162V51L160 53H155L156 55L153 57H154V59H160L161 57L172 55V54L177 53L178 51H180L182 49H185L186 47H190V46L192 47ZM189 50H191V49H189ZM195 60L196 59L193 58V60H191V64L196 63ZM175 72H177V70ZM260 75H261L260 71L254 72V73H252V72L248 73V75L245 76L246 79L241 80L239 82L240 84L239 83L238 84L241 85V84H243V83H245V82H247L253 78H257ZM252 84H254V83H252ZM259 85L260 84H258V86ZM257 88L264 91L263 87H257ZM257 88L252 86V89L250 91H246L245 93L243 91L241 94H239L233 98L249 99L251 94L253 92H255V90ZM225 91H226L225 89H221V91L220 90L217 92L215 91V93L210 92L209 93L210 95H208V96H210L211 98H213L212 100H214V99L218 98L219 94H221L223 92H224L223 93V95H224L226 93ZM222 98H224V96H222ZM233 98H231V99H233ZM250 98H253V97H250ZM223 100H225V98ZM231 102H233V100H231ZM223 105H224V103H223ZM223 105L220 104L217 108L216 107L215 108L218 110H221V108H223ZM238 217H239V221L241 222V225L251 235V237L254 240L264 244V237L261 235H256L255 232L250 227H248L244 216L239 212H238Z\"/></svg>",
    "mask_w": 264,
    "mask_h": 264
}]
</instances>
